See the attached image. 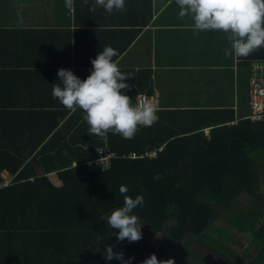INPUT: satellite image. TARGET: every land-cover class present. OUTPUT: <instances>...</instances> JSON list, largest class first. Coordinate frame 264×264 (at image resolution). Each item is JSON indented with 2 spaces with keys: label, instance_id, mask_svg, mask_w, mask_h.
Returning a JSON list of instances; mask_svg holds the SVG:
<instances>
[{
  "label": "trees",
  "instance_id": "obj_1",
  "mask_svg": "<svg viewBox=\"0 0 264 264\" xmlns=\"http://www.w3.org/2000/svg\"><path fill=\"white\" fill-rule=\"evenodd\" d=\"M147 71L131 79L154 95ZM127 84L121 91L135 94ZM4 102L0 113H19L2 109ZM171 110L131 139L87 133L82 144L77 129L36 137L0 115V264H120L103 258L105 244L132 264L152 253L174 264H264V119L234 120L230 109L200 106ZM98 148L113 152L108 163L98 161ZM137 194L142 237L117 242L106 217L124 195Z\"/></svg>",
  "mask_w": 264,
  "mask_h": 264
},
{
  "label": "crops",
  "instance_id": "obj_2",
  "mask_svg": "<svg viewBox=\"0 0 264 264\" xmlns=\"http://www.w3.org/2000/svg\"><path fill=\"white\" fill-rule=\"evenodd\" d=\"M71 3L68 7L66 0H0V100L5 101L2 109L19 111L0 115L5 123L14 119L18 132L40 137L62 129L61 134L69 137L77 129L76 140L82 144L88 130L83 112L64 107L52 97L51 89L58 82L59 68L85 78L92 68L90 58L105 45L118 50L113 59L130 75L125 79L136 93L129 88L126 94L134 100L146 92L137 87L132 74L150 71L147 86H152L158 114L161 109L193 106L216 113L230 109L234 120L250 114L251 60L264 59V47L247 57L226 55L231 47L228 34L194 29L189 17L178 16L176 0H126L123 12L113 13L99 7L93 10L94 0ZM240 72L247 81L243 104L237 94ZM240 109L248 113L239 116ZM190 122L187 117L184 123ZM209 130L210 126L203 128L205 134ZM251 251L255 255L256 247Z\"/></svg>",
  "mask_w": 264,
  "mask_h": 264
},
{
  "label": "clouds",
  "instance_id": "obj_3",
  "mask_svg": "<svg viewBox=\"0 0 264 264\" xmlns=\"http://www.w3.org/2000/svg\"><path fill=\"white\" fill-rule=\"evenodd\" d=\"M68 7L71 0H66ZM178 16L189 17L192 27L199 31H222L227 33L230 49L226 55L247 57L253 51L264 47V0H176ZM103 8L108 13L123 12L126 0H94L92 9ZM118 50L110 45L103 46L95 58H90L92 68L81 79L71 69L59 68L53 83L51 95L64 107L75 111L80 109L88 124L87 133L107 140L109 131L118 133L124 139H131L138 128L153 125L158 120L157 108L150 100L132 103L123 91L129 87L126 77L113 57ZM121 194L128 192L126 185H120ZM144 197L137 194L123 196V204L114 208L106 217V223L115 233L117 242L127 239L137 241L142 237L141 225L134 209L143 206ZM99 238V237H98ZM102 244V243H101ZM113 245L105 244L103 258H113L120 264H130L132 257L124 258L121 251H113ZM139 264H174L172 258L158 260L155 253Z\"/></svg>",
  "mask_w": 264,
  "mask_h": 264
},
{
  "label": "built area",
  "instance_id": "obj_4",
  "mask_svg": "<svg viewBox=\"0 0 264 264\" xmlns=\"http://www.w3.org/2000/svg\"><path fill=\"white\" fill-rule=\"evenodd\" d=\"M251 61V75L249 78L250 114L247 117L259 120L264 119V59H253ZM144 100H150L157 108L154 95L138 93L136 102ZM96 150L98 161L101 163H108L109 158L113 155V152L107 150V148Z\"/></svg>",
  "mask_w": 264,
  "mask_h": 264
},
{
  "label": "rangeland",
  "instance_id": "obj_5",
  "mask_svg": "<svg viewBox=\"0 0 264 264\" xmlns=\"http://www.w3.org/2000/svg\"><path fill=\"white\" fill-rule=\"evenodd\" d=\"M228 70V69H227ZM227 79V78H226ZM237 80H238V86H237V94H238V102H239V104H243L244 103V101L246 100V98H247V81H246V78L244 77V75H242L241 74V72H240V74H239V77L237 76ZM226 82V81H225ZM222 83H223V81H222ZM155 96V95H154ZM156 98V97H155ZM166 99H168V98H166ZM174 99V98H173ZM173 99H171V100H173ZM241 108V107H240ZM248 113V111L245 109V111L244 110H242V109H240L239 110V113H238V115L239 116H242V115H244L245 113ZM208 130L206 129V132H207ZM260 189L261 190H264V173H263V175H262V178H260ZM263 194H264V191H263ZM240 202V201H239ZM199 248H201V249H206V248H204V247H202L201 245H199ZM157 259L158 260H161L162 258L161 257H159V256H157ZM130 264H132V263H130Z\"/></svg>",
  "mask_w": 264,
  "mask_h": 264
}]
</instances>
